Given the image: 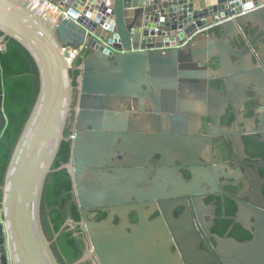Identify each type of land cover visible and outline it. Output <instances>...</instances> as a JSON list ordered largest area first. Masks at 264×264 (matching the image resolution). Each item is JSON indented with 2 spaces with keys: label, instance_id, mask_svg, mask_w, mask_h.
I'll list each match as a JSON object with an SVG mask.
<instances>
[{
  "label": "water",
  "instance_id": "1",
  "mask_svg": "<svg viewBox=\"0 0 264 264\" xmlns=\"http://www.w3.org/2000/svg\"><path fill=\"white\" fill-rule=\"evenodd\" d=\"M51 1L80 17L53 22L27 0H0L1 52H6L8 38L15 40L33 59L39 78L36 100L0 186V264H58L42 230L40 204L45 180L65 140L73 91L75 147L69 162L55 171L65 169L80 194L82 161L108 158L110 153L95 156L81 139L87 136L111 144L112 132L125 130L111 128L112 124L133 116L125 104L134 108L135 101L151 103L146 117L156 129L148 133L158 134L159 109L173 110L174 103L184 98H176L178 83L204 91L208 80L216 78L227 92L242 80L259 81L255 68H264L258 53L264 45V0ZM209 25L213 27L181 46L197 29ZM246 29L251 33L244 38L240 32ZM231 38H237L240 46L232 47ZM64 47L82 48L81 60L69 65ZM246 61L252 64L250 71L239 72ZM74 72L76 79L71 77ZM2 100L0 69V136L6 125ZM84 124L92 131H85ZM142 134L147 133L134 134V141L143 140ZM79 207L85 209L80 201ZM258 208L262 220L251 241L222 240L226 249L220 254L226 264H264V249L255 251L264 246V206ZM124 228L109 221L81 223L94 250L70 264H82L93 253L100 264H179L166 251L169 237L162 233L161 217L148 221L140 216L138 225L128 226L130 231Z\"/></svg>",
  "mask_w": 264,
  "mask_h": 264
},
{
  "label": "flooded vegetation",
  "instance_id": "2",
  "mask_svg": "<svg viewBox=\"0 0 264 264\" xmlns=\"http://www.w3.org/2000/svg\"><path fill=\"white\" fill-rule=\"evenodd\" d=\"M240 33L247 38L251 32ZM230 44L240 46L237 38ZM258 53L264 61L263 44ZM251 66L246 61L239 72L250 71ZM255 69L259 81L242 80L227 92L216 78L208 80L204 91L178 83L176 98H184L173 110L159 109L158 134L148 133L156 129L146 117L151 103L135 101L134 108L125 104L133 116L112 124L111 128L125 130H112L111 144L82 137L95 156L110 150L108 158L86 157L80 165V194L72 186L79 219L66 223L84 236L85 252L93 251L94 245L81 223L109 221L130 231L127 227L138 225L140 216L163 219L162 233L169 237L166 251L179 264H226L220 254L226 249L222 240L253 239L262 220L258 207L264 206V68ZM73 96L65 124L69 159L75 147L71 136L78 131L76 91ZM84 125L85 131H92L91 125ZM140 132L147 134L135 142L133 135ZM88 260L100 264L94 253Z\"/></svg>",
  "mask_w": 264,
  "mask_h": 264
},
{
  "label": "trees",
  "instance_id": "3",
  "mask_svg": "<svg viewBox=\"0 0 264 264\" xmlns=\"http://www.w3.org/2000/svg\"><path fill=\"white\" fill-rule=\"evenodd\" d=\"M6 43V52H0L2 109L6 118L5 128L0 136V186L39 89L37 68L29 53L13 39L8 38ZM77 74L74 72L71 77L75 78ZM73 84L75 85L74 82ZM74 101L75 96L72 105ZM63 136L65 139V128ZM69 156L70 143L63 140L51 166V172L45 180L40 204L42 230L50 242L51 251L58 264L73 263L85 252V239L82 234L67 225L61 229L68 218L73 221L79 219L71 178L65 169L55 171L68 162ZM82 264L91 263L86 260Z\"/></svg>",
  "mask_w": 264,
  "mask_h": 264
},
{
  "label": "built area",
  "instance_id": "4",
  "mask_svg": "<svg viewBox=\"0 0 264 264\" xmlns=\"http://www.w3.org/2000/svg\"><path fill=\"white\" fill-rule=\"evenodd\" d=\"M30 6L37 10L39 13L43 14V16L50 21L56 20H65V21H75L80 17V13L68 9H62L57 3L52 2L51 0H27ZM213 26L209 25L202 29H197L194 33H192L181 46H184L188 42H192L194 38L198 37L202 32H205L211 29ZM3 50V42L0 40V52ZM82 48L73 49L71 47H64L62 52H65L66 61L69 65H72L77 59L82 58L81 54Z\"/></svg>",
  "mask_w": 264,
  "mask_h": 264
},
{
  "label": "crops",
  "instance_id": "5",
  "mask_svg": "<svg viewBox=\"0 0 264 264\" xmlns=\"http://www.w3.org/2000/svg\"><path fill=\"white\" fill-rule=\"evenodd\" d=\"M78 60H81V58H80V59H78Z\"/></svg>",
  "mask_w": 264,
  "mask_h": 264
},
{
  "label": "rangeland",
  "instance_id": "6",
  "mask_svg": "<svg viewBox=\"0 0 264 264\" xmlns=\"http://www.w3.org/2000/svg\"><path fill=\"white\" fill-rule=\"evenodd\" d=\"M80 59V58H79Z\"/></svg>",
  "mask_w": 264,
  "mask_h": 264
}]
</instances>
